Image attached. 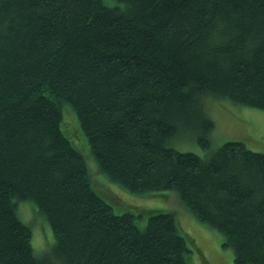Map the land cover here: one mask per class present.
<instances>
[{
    "label": "trees",
    "instance_id": "16d2710c",
    "mask_svg": "<svg viewBox=\"0 0 264 264\" xmlns=\"http://www.w3.org/2000/svg\"><path fill=\"white\" fill-rule=\"evenodd\" d=\"M206 97L264 110V0H0V264H188L178 213H117V188L175 192L264 264V150H210ZM185 130L206 155L167 145Z\"/></svg>",
    "mask_w": 264,
    "mask_h": 264
},
{
    "label": "rangeland",
    "instance_id": "374dc122",
    "mask_svg": "<svg viewBox=\"0 0 264 264\" xmlns=\"http://www.w3.org/2000/svg\"><path fill=\"white\" fill-rule=\"evenodd\" d=\"M203 104L205 105L206 112L215 124L210 136V150H214L222 142L228 140H240L244 142L247 148L253 151L264 150V110L235 104L224 98L214 99L206 97ZM69 110H71L70 105L68 103H64L62 106V114ZM73 127L74 126L72 125V128ZM78 135H80L86 145L84 155L87 158L88 165L91 166V162L93 161L92 156L89 153L88 144L80 128L79 133L75 132V136L72 140L76 142L79 139ZM167 145L181 151H192L201 156L206 155V151L203 150L195 141V134L191 130H185L184 133H179L174 138H170ZM102 175L104 174L102 173ZM106 184L105 187L110 186L108 182H106ZM116 191L120 195V200L117 203H110L112 206L114 205L113 209L117 213L125 210H136L140 212L150 208L159 209L161 211H171L174 215V212L178 213L180 217V224L185 231L180 228L178 219L175 216L178 227L181 229L183 234L186 233L187 235V233H189L192 238V242H194L195 245L194 247L184 234L186 243L191 250V253L186 255L188 264H234L233 252L230 248L222 246L221 234L198 222L180 203L175 192L166 191L153 193L151 195H143L133 194L121 188H117ZM168 193L172 194L167 195ZM166 195L167 198H165ZM104 198L110 201L108 197L104 196ZM25 204L31 206L32 209L33 205L31 202L23 201L17 206V214L23 222L29 224L31 227L32 246L37 252H40L42 248H45L48 243L52 242V231L46 219L42 216L41 217L43 219L39 217L42 221V224L39 222L42 234V243L40 240L38 244L35 232V226L38 219L32 212L27 215L29 211L27 208H24ZM129 204L135 207H131ZM145 220V218H142L140 224H144ZM43 224L45 229L43 228ZM44 231L46 232L45 235ZM47 236L48 241L46 240Z\"/></svg>",
    "mask_w": 264,
    "mask_h": 264
}]
</instances>
